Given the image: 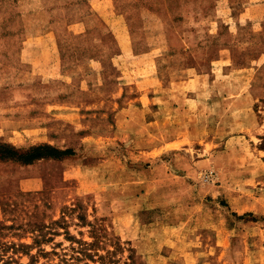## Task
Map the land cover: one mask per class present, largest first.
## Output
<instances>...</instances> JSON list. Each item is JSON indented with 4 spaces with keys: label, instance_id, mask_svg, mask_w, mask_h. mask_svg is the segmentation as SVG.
I'll return each instance as SVG.
<instances>
[{
    "label": "rangeland",
    "instance_id": "obj_1",
    "mask_svg": "<svg viewBox=\"0 0 264 264\" xmlns=\"http://www.w3.org/2000/svg\"><path fill=\"white\" fill-rule=\"evenodd\" d=\"M41 31L63 77L14 83ZM0 90V144L70 152L0 162V264H264V0H0Z\"/></svg>",
    "mask_w": 264,
    "mask_h": 264
},
{
    "label": "crops",
    "instance_id": "obj_2",
    "mask_svg": "<svg viewBox=\"0 0 264 264\" xmlns=\"http://www.w3.org/2000/svg\"><path fill=\"white\" fill-rule=\"evenodd\" d=\"M48 1V0H47ZM50 1H55V0H50ZM56 1H61V0H56ZM92 2L96 1V0H91ZM98 3L103 1L104 3L107 0H97ZM26 3V2H25ZM56 12V11H55ZM104 17V16H103ZM83 28L81 30H79L76 33H83ZM36 36H27L26 40L24 41L23 45L21 48H19L18 50H16V52H18V57L20 59V63L24 64L26 69L24 70V72L19 73V77H18V82H14V83H18L20 85H24V86H29V83L33 82V79L40 77L39 75H41L42 77H44L43 79H47L49 77H52V73L48 75L50 69L49 67H51V64L53 67L56 66L52 72L56 73L55 78L56 79H60V77H63V72H62V62L60 60V55H57L56 58L52 57V53H57L59 54V49L58 47H56L55 45H53L51 42V40H53L52 36L55 35L54 32H49V31H41L38 34H35ZM15 51H13L14 53ZM125 51L122 50V54L120 55V57H123V53ZM97 64V63H96ZM99 66H97L98 68L95 67V69H98L99 71L103 70L104 67L99 63ZM133 65H137L136 63ZM143 66L137 67L134 66L132 68V66H128L127 63L124 62L123 66H120L119 68L123 71L124 74H126V72L124 71V69L126 70H130L132 69L133 72H137L136 70H139L140 68H142ZM139 68V69H137ZM47 74V75H46ZM54 79V78H53ZM131 79H134V83H137L138 85H143V86H147V84H155L157 85V80L155 79L154 76H152V78L150 77H144V78H137L132 77ZM129 77L124 75L120 78V83L121 85H128L129 81ZM191 81L194 82H200V81H204V78H196V79H192ZM2 82V81H1ZM2 84H4L2 82ZM188 85H191L190 82L187 83ZM20 88H24V87H20ZM22 91V90H21ZM149 92V91H148ZM147 92V93H148ZM16 93L17 91H14V94L9 93L8 95H6L5 92H1L0 90V132L5 131L4 126L5 125H10V123H15L18 121V119L22 118L23 116H25L24 118H31L34 114L32 113L33 109H35L33 106V104L30 106V108H28V110H26V112L24 114H18V109L16 106H14L11 109H8L9 112H7L6 105L8 106L9 102H16L17 101V97H16ZM146 92H141L140 97L136 100H140L144 103L145 100V94H147ZM25 96L29 97L28 100L30 101H35V100H40L42 101L43 99H36V98H32L34 97L32 94H28L27 92H25ZM148 100L150 101V95H147ZM27 99V98H26ZM156 98L153 96L152 100H155ZM9 100V101H8ZM12 100V101H11ZM159 101H162V97H160L158 99ZM196 100H198L197 95H191L190 98L187 100L188 102H196ZM147 104H144L143 107H138V109L142 108L144 110V107H146ZM160 110V109H159ZM158 110V111H159ZM124 109L121 110V112L118 113V115H120V113H123ZM40 116H47L45 112L40 113ZM42 132L44 131L43 129H39ZM34 131V130H32ZM177 140L180 141L181 137H178L175 139V141ZM174 141V142H175Z\"/></svg>",
    "mask_w": 264,
    "mask_h": 264
},
{
    "label": "trees",
    "instance_id": "obj_3",
    "mask_svg": "<svg viewBox=\"0 0 264 264\" xmlns=\"http://www.w3.org/2000/svg\"><path fill=\"white\" fill-rule=\"evenodd\" d=\"M70 152L62 151L51 145H39L28 152L21 153L7 143L0 144V162H17L22 165H31L36 161L45 159H63Z\"/></svg>",
    "mask_w": 264,
    "mask_h": 264
},
{
    "label": "built area",
    "instance_id": "obj_4",
    "mask_svg": "<svg viewBox=\"0 0 264 264\" xmlns=\"http://www.w3.org/2000/svg\"><path fill=\"white\" fill-rule=\"evenodd\" d=\"M207 177H206V180H209L210 178H211V175L209 174V175H206Z\"/></svg>",
    "mask_w": 264,
    "mask_h": 264
}]
</instances>
